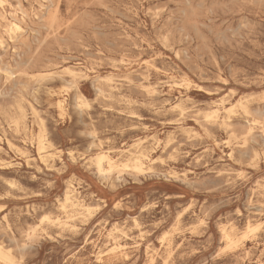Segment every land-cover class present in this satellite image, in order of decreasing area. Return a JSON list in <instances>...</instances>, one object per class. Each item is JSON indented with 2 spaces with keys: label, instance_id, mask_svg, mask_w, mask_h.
<instances>
[{
  "label": "rangeland",
  "instance_id": "1",
  "mask_svg": "<svg viewBox=\"0 0 264 264\" xmlns=\"http://www.w3.org/2000/svg\"><path fill=\"white\" fill-rule=\"evenodd\" d=\"M6 1L0 264H264V0Z\"/></svg>",
  "mask_w": 264,
  "mask_h": 264
},
{
  "label": "bare ground",
  "instance_id": "2",
  "mask_svg": "<svg viewBox=\"0 0 264 264\" xmlns=\"http://www.w3.org/2000/svg\"><path fill=\"white\" fill-rule=\"evenodd\" d=\"M7 1L6 0H0V7L2 8L5 3ZM27 2V1H26ZM21 7V6H20ZM23 10V9H22ZM32 11V10H31ZM11 16V15H10ZM6 20V18H5ZM9 24V22H8ZM241 24V23H239ZM12 27H14L15 29H18L19 26L15 23L11 24ZM236 29V28H235ZM10 30V29H9ZM5 31V30H4ZM234 31V30H233ZM16 32V31H14ZM18 32V31H17ZM23 32V31H22ZM26 37V36H25ZM24 38V37H23ZM9 39V38H8ZM10 40V39H9ZM27 40V39H26ZM12 41V40H11ZM236 46V45H235ZM13 50V48H12ZM222 57V56H221ZM14 59V58H13ZM208 62V61H207ZM215 62V61H214ZM68 73L71 76H78V72L68 69ZM17 75V74H16ZM43 75V74H42ZM96 81V80H95ZM92 82V81H91ZM96 84V83H95ZM186 87V86H185ZM95 93V91H94ZM96 94V93H95ZM96 96V95H94ZM98 96V95H97ZM5 100V99H4ZM100 100V99H99ZM62 102L59 101L58 102V108L62 107ZM222 105V104H221ZM219 105V106H221ZM153 109V108H152ZM220 109H223L224 111H231L230 108H226L224 106L220 107H215V108H210L206 111L205 116L208 119H215L218 114ZM257 113V111H256ZM263 114V113H262ZM251 124H255V123H251ZM249 129V128H248ZM248 131V130H247ZM250 132V130L248 131ZM252 133V132H251ZM91 138V137H90ZM103 138V137H102ZM44 140L41 138L39 140L40 145H42ZM9 147H12L11 144L9 142H7ZM99 143V142H98ZM101 145V144H100ZM99 145V146H100ZM89 147V146H88ZM101 147V146H100ZM244 148V147H243ZM40 156L42 158V160L46 161V159H44V157H49V154L47 153L46 155H44V149L43 146H41L40 148ZM245 149V148H244ZM246 152V151H245ZM131 153V152H130ZM129 153V157L127 158V161L125 163H118V161L115 160V158L113 157V155L111 154L110 151L108 150H100L95 157V164H96V168L97 171L99 173H109L111 171H113L114 169L118 168V167H124V168H128L131 167L133 170H135L136 172H142L143 171V167H144V159L147 158V156L145 154H143V152H141L139 149L136 150L135 152ZM253 154V153H252ZM70 155V154H69ZM228 155V154H227ZM249 157V156H248ZM263 157V156H262ZM2 162V161H1ZM104 166H106V168H104ZM6 167V166H5ZM10 167V166H9ZM4 168V167H2ZM130 168V169H131ZM104 205V204H103ZM65 206H80V207H84L85 210H88V206L83 205V204H79V202L77 201V197L75 195V189L73 188V186H69L65 193H64V197H63V202H62V207L64 208ZM188 207V206H187ZM246 207V206H245ZM90 209V208H89ZM248 209V208H247ZM93 210V209H92ZM64 211V210H63ZM203 223V222H202ZM249 224V223H248ZM260 224V223H259ZM258 225V224H257ZM250 227V225H249ZM262 227V226H261ZM234 228V227H233ZM248 229V228H247ZM222 234H223V238L226 241H230V235L229 233L226 232V230L224 228H222ZM109 238L111 241V247L109 248V251H117L120 250L122 248V244L119 242L120 238H128V235L126 234L125 231L123 230H119L117 228H115L113 230V232L109 233ZM98 249V248H97ZM228 249V248H227ZM230 249V247H229ZM98 255V254H97ZM245 255H248V252L245 253ZM0 259L4 260V261H10L11 260V256L10 254L4 250V248L2 247V245L0 244ZM152 261V259H150V262Z\"/></svg>",
  "mask_w": 264,
  "mask_h": 264
}]
</instances>
